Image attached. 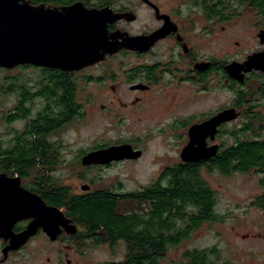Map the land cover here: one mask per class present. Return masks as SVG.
Wrapping results in <instances>:
<instances>
[{
    "label": "flooded vegetation",
    "instance_id": "af4514ba",
    "mask_svg": "<svg viewBox=\"0 0 264 264\" xmlns=\"http://www.w3.org/2000/svg\"><path fill=\"white\" fill-rule=\"evenodd\" d=\"M29 1L33 5H45L46 7L60 9L82 3L88 9L111 10L112 12L109 11V15L112 18L116 14L132 12L135 15L133 20L121 18L109 22L108 29L110 33L118 32L119 41L126 38L127 33L137 37H146L156 33L157 35L154 38L156 39L155 43L153 42L154 44L149 47L144 49L122 48L119 52L108 55L105 60L77 71L24 65L39 69L40 74L36 84L37 91L34 92L27 83L33 94H31L32 100L25 103V108L28 111L26 113L18 111V101L13 109L5 114L3 120L7 124H14L19 120L26 121L24 131H12L14 139L9 147L16 146V142H18L17 135H20L24 144L29 143L37 147L41 158L42 154L45 153L44 147L46 146L47 151L59 154L58 162L54 170L44 168L41 162H37V168L32 169V176L29 177L22 176L16 169L6 170L0 162V173H6L8 177H20L21 186L45 199L48 205L60 207L66 216L65 220L68 222L65 221V224L60 225V231L55 237L43 227H39L36 233L16 250H6L11 245V239L0 236V264H24L27 261L30 263L35 262V264H78L80 262L77 260L78 258L69 257L70 251L77 252L83 259L84 256L88 255L87 250L89 248H102V246L109 244L100 240L97 234L89 231L86 224L73 217L67 206H59L54 203L57 196L60 195L57 188L68 186L69 193L67 197L71 200L74 199L73 195H86L88 198H93L96 196L93 194L98 190H105L108 192L107 195L117 199L135 192L124 191L126 186L122 182H119L118 187L101 185L98 188L100 184L96 185L94 180L91 179L90 182L93 184L89 186L92 187L90 191L85 189L88 192L73 194L71 185H63L64 182L60 178H53L49 174H47V178L40 177L39 169L56 172L60 163H64V160L60 158L63 144L56 137L59 136L58 133L62 126H66L74 120L66 121L62 125L55 123V125L43 130L45 117L54 119L57 118L56 116L59 113L55 111L56 115L54 113L49 114L45 112L46 110L43 112L42 109L40 112H33L34 103L32 102L38 98H41L42 103L48 107L63 104L62 97L66 96V99L69 100L66 93H62V89L54 88L52 82L55 80L54 78L51 80L49 74H65L69 79L70 86L72 84L75 86L73 101H78V92L84 90L80 87L82 83L96 82L101 88L105 87L107 91L115 94L114 97L102 98L101 107H103L102 110L105 113L109 111V109L104 108L107 105L119 104L122 106L136 105L142 110L146 106L151 108L153 106V114L161 115L162 112L166 115L167 109L162 108L166 103L157 99L165 98V95L171 90L184 92L185 98L183 100L187 102L186 104L201 103L206 105L209 103L208 101H214L212 105H208L205 109L192 110L190 115L177 118L167 126L168 128L159 127L157 129L161 134L172 132L173 136H176L180 141L182 150L190 142L192 126L203 123L227 109H235L239 113L238 118L220 125L216 139L213 140L209 136L206 140L208 146L219 145L218 154L225 150L224 145H231L232 143L226 137L231 138L234 142L235 137L239 134L256 140L264 138V70L258 68L248 69L245 64L251 55L264 52V0ZM247 13L254 15L247 18L244 16ZM149 21H151L150 24L147 23ZM222 46L225 51L221 54ZM231 46L233 47L231 48ZM128 58H133L134 61H127ZM49 91H53L54 94L52 95ZM85 91L87 97L84 99L98 102L97 97H95L96 94L90 91V88L85 89L83 92L85 93ZM225 94L229 95V100L217 106V102ZM81 101H83V98H79V102ZM233 123L239 124L236 128L230 129L228 126ZM138 140L140 139L138 138ZM138 140L124 139L115 143L106 142L93 148L91 144L88 147L89 149L86 148L87 151L81 159L89 152L107 148L110 145L126 143L133 145L135 149L142 150L143 155L137 159L114 160L106 164L83 165L82 163L79 166L85 170L82 177L87 176L86 178H88V171L92 169H108L124 163H135L144 158L146 150L141 148L139 144L136 145L132 142L139 143ZM215 157L200 162H186L181 156L182 161L179 163L186 165L194 163L216 167ZM237 164V162L233 163L231 167L236 169ZM259 174L264 176V172ZM85 188L87 187L85 186ZM36 218L37 216H32L18 221L14 224V233L19 234L28 229ZM39 239L42 240V243L34 248L35 252L26 255V251L30 246ZM110 245L115 247L111 243ZM47 253H54L55 257L39 258ZM13 259H17L20 263ZM122 260L104 261L99 264L120 263Z\"/></svg>",
    "mask_w": 264,
    "mask_h": 264
},
{
    "label": "rangeland",
    "instance_id": "374dc122",
    "mask_svg": "<svg viewBox=\"0 0 264 264\" xmlns=\"http://www.w3.org/2000/svg\"><path fill=\"white\" fill-rule=\"evenodd\" d=\"M253 15L247 13L244 16L250 18ZM147 23L150 24L151 21ZM224 51L222 46L221 54ZM127 61L132 62L134 59L128 58ZM11 71L0 69L1 83L4 82L5 77L23 74L22 81L26 79L29 87L34 92L37 91L36 84L40 74L38 68L31 67L24 71L19 69L13 71L12 69ZM80 87L84 90L90 88V91L96 94L95 97H97L98 102L84 99L87 97L86 91L85 93L84 90L78 92L77 102L82 106V116H77L71 123L62 126L58 133L59 136L56 137L63 144L60 158L64 160V163H60L56 172H47L53 178H60L64 182L63 185L70 184L73 194L90 191L92 187L89 186L93 184L90 182L91 179L96 185L100 184L98 188L101 185L118 187L119 182H122L126 186L124 190L126 192L140 193L145 190L147 186L158 179L166 167L182 161L180 156L181 143L178 138L173 136L172 132L161 134L157 129L167 127L177 118L190 115L192 110L205 109L214 103L210 100L206 105L201 103L186 104L187 102L183 100L185 98L184 92L171 90L169 95L166 93L165 98L157 99L166 103L162 106V108L167 109L166 115L162 112L160 113L162 116L157 113L153 114V106L152 108L146 106L142 110L136 105L122 106L119 104L107 105L104 108L109 109V111L105 113L101 107L102 98L114 97L115 94L107 91L105 87L101 88L96 82L82 83ZM106 93L109 94L106 96ZM19 94L18 91H14L2 98L4 104H0L1 117H4L18 103ZM79 98H83V101L79 102ZM228 100V94L222 95L217 106ZM32 103H34V113L40 112L41 109L44 112L48 107L42 103L41 98ZM0 120H2L0 121V146L9 148L14 139L12 131H24L26 121L19 120L14 124H7L3 119L0 118ZM238 124L233 123L228 127L234 129ZM124 139L138 140L139 143L132 142L144 148L146 156L135 163H124L108 169H92L88 171V178H86L87 176L82 177L85 170L79 166L82 165L81 157L87 151L86 148L91 144L93 148L106 142L115 143ZM226 139L234 142L229 137ZM260 141H264V138ZM94 143L96 144L93 145ZM210 166L212 165H205L202 174L217 190V212L222 218L202 223L193 231L190 238L184 239L181 244L172 246L159 264H182L185 262L184 254L188 250L194 249H210V251L216 249L217 253L212 255V261L215 264H264V208L256 204L257 200L264 194V176L257 171L224 175L216 167L211 170ZM186 225V221L180 220L177 226L184 228ZM41 243V239L37 240L26 251V255L34 253V248H37ZM87 253L88 255L82 259L77 252L70 251L69 257L78 258L77 260L80 261L78 264H99L104 261L122 259L124 261L127 256V245L125 241L120 240L115 247H111L110 244L104 245L102 248L91 247ZM47 257H55V255L54 253H47L39 258L47 259ZM14 261L20 263L17 259ZM24 264H35V262L27 261Z\"/></svg>",
    "mask_w": 264,
    "mask_h": 264
},
{
    "label": "trees",
    "instance_id": "16d2710c",
    "mask_svg": "<svg viewBox=\"0 0 264 264\" xmlns=\"http://www.w3.org/2000/svg\"><path fill=\"white\" fill-rule=\"evenodd\" d=\"M29 67L21 65L14 70L24 71ZM0 69L12 72V69L3 67ZM49 77L55 80L52 82L54 88L62 89V93H66L69 100L66 96L62 97L63 104L45 109L46 113L56 115V111L59 115L54 119L45 117L43 130L55 123L62 125L77 116H82V106L73 101L75 86L73 84L70 86L65 74L52 73ZM21 78L23 79V74L5 77L2 83L0 81V104H4L2 98L18 91L20 93L18 111L26 113L28 110L25 103L32 100L33 94L26 79L22 81ZM49 92L54 94L53 91ZM0 118L4 119L1 113ZM17 136L18 142L15 147L0 146V162L3 168L16 169L26 177L32 176V169L37 168V162H41L44 168L55 169L59 154L47 151L46 146L41 158L37 147L29 143L24 144L21 136ZM224 147L225 150L215 157L216 168L224 175H233L236 172H264V141L239 134L235 137V142ZM236 162L237 167L233 169L231 164ZM256 167L259 169L255 170ZM203 168V165L194 163L168 166L145 190L123 195L121 199L107 195L108 192L105 190H98L93 194L96 195L93 198L73 195L74 199L71 200L67 197L68 186H62L57 188L60 195L54 203L67 206L72 216L86 224L89 231L97 234L103 242L112 245H117L120 240L126 242V259L114 264H159L172 246L190 238L193 231L202 223L222 218L217 212V190L203 176ZM209 168L214 170L215 167ZM39 172L40 177L47 178L46 169L45 171L39 169ZM256 204L264 208V195ZM180 220L187 222L186 227L177 226ZM216 253V249L188 250L184 254L185 262L182 264H215L212 255Z\"/></svg>",
    "mask_w": 264,
    "mask_h": 264
},
{
    "label": "water",
    "instance_id": "95a60500",
    "mask_svg": "<svg viewBox=\"0 0 264 264\" xmlns=\"http://www.w3.org/2000/svg\"><path fill=\"white\" fill-rule=\"evenodd\" d=\"M109 11L88 9L82 3L60 9L33 5L29 0H0V67L14 70L21 65H34L77 71L105 60L122 48L144 49L155 43L157 33L146 37L127 33V37L119 41V33L111 34L108 23L121 18L133 20L135 15L127 12L112 18ZM245 64L248 69L264 70V52L251 55ZM238 116L235 109H227L192 126L182 159L200 162L215 157L219 145L208 146L207 138L216 139L218 127ZM142 155V150L129 143L110 145L89 152L82 163L106 164ZM32 216L37 218L28 229L14 233V224ZM65 217L60 207L48 205L45 199L21 186L20 177L0 173V236L11 239L6 250L18 249L39 227L57 236L60 225L68 222Z\"/></svg>",
    "mask_w": 264,
    "mask_h": 264
}]
</instances>
